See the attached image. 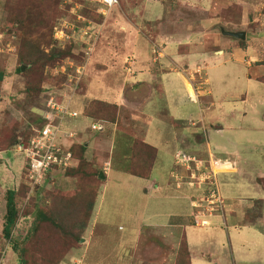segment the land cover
<instances>
[{"label": "rangeland", "instance_id": "rangeland-1", "mask_svg": "<svg viewBox=\"0 0 264 264\" xmlns=\"http://www.w3.org/2000/svg\"><path fill=\"white\" fill-rule=\"evenodd\" d=\"M180 1L171 0L174 5L171 6L168 0H120V6L113 10V16L109 18L111 20L107 29L114 27L112 21L115 18L117 23L121 19L140 20L154 13H160L158 15L163 18L164 10H172L176 16L180 14L183 18L216 20L212 24L213 29L217 24L216 29L207 47L225 51V57L218 54L211 57L206 53L205 59L201 62L197 60L190 68L195 72L201 67L210 82L208 90L211 93H206L199 102H192L194 92L188 86L191 97L181 93L178 115L185 120L191 115L197 120L196 132L202 133L206 125L210 129L211 124L215 127L223 124L225 136L233 144L219 151L223 157H229L232 162L237 161L235 166L232 164L236 174H219L226 172L230 166L227 164L221 168L217 159L208 161L209 164L198 159L196 153H200V150L204 152L200 154L201 157L208 154L205 139L199 145L200 150L196 149V153H193L196 156L191 157L184 151L186 142L192 138L187 139V136L192 134L187 132L190 128L184 124L188 122L181 121L177 129L178 140L166 126L153 128L152 134H149L152 137L148 136L147 142L157 148V156L161 158L160 163L154 162L153 177L144 181L131 177L135 166L141 170L138 165L141 156H151V151L139 147L136 151V141L144 142L138 138H143L142 131L147 128L148 118L165 114V111L160 113L164 103L157 99L153 108H146L148 102L145 98H136L129 103L127 99L122 103L123 106L120 105L117 98L123 85L122 69L109 68V74H106L107 70L95 68L97 63L104 64L98 52L102 49L107 53L103 48L105 38L101 26L105 17L98 12L99 0H46L50 11L48 14L43 12L40 20H35L38 15L34 16L36 25L30 27L31 36H21L25 30L12 18L18 7L33 2L32 5L37 6L40 3L35 0H0V76H3L0 81V264H162L167 261L163 259L171 262L169 255L174 253V263L177 264L184 232L187 233L195 264H260L261 259H264V235L255 233L251 228L244 229L245 233L233 230L227 210H231V205V211L245 216L249 213L247 219H251V222L257 218L263 220L257 225L264 228V0ZM150 8L156 10L151 11ZM132 12L135 17H131ZM221 29L245 32L247 37L243 41L229 39L222 34ZM86 30L88 34H85ZM98 39L97 50L90 55L88 48ZM231 41L237 45H241V41L251 44L248 52L254 67L250 75L259 77V81L258 78L245 81L244 76L239 77L242 68L247 66L243 63L238 65L236 60L241 58L230 55L227 44ZM57 51L69 53L70 57L56 62L55 66L46 67L43 75L39 72L42 69L39 63L37 69L30 63L35 58H42L40 63L44 64L48 60L42 54L53 55ZM120 53L115 59L116 65L123 61ZM102 59L104 62L110 61L109 57ZM259 59L262 62L257 64ZM85 65L89 66V86L84 81ZM183 65L179 63V69L174 74L182 83L185 81L181 72ZM19 68H23L21 72H18ZM199 78L196 75L191 80L202 91ZM85 85L92 92L85 94ZM37 88L39 91L32 95ZM106 90L105 99H109L110 103H104L110 106L114 105L111 103H117L121 110L118 107L115 120L109 116L104 121L107 124L105 128L100 121H94L99 120L97 118L81 117L80 128L79 121L71 122L69 116L63 120L54 112L46 114L49 102L61 100L70 103L71 111L83 116V107H75L74 100L86 101V110L96 101L89 99L95 97L96 92ZM232 109L234 117L231 116ZM111 111L102 114L111 115ZM45 115L50 119L45 121ZM50 120L53 126L60 124L67 137L63 148L85 146L83 157L89 167H80L77 152L78 160L72 162L71 168L53 171L39 184L31 183L26 174L29 171L25 167L27 159L19 148L24 145L11 146V137H20L19 142L22 140V143L31 137L33 139ZM96 122L101 124V130H92ZM128 124L126 129L122 128ZM150 124L154 126L156 123ZM75 134L78 136L70 137ZM199 140L201 138L196 139L195 143ZM220 141H223V134L213 133L209 142L214 145ZM177 152L187 153L184 154L185 159L180 161V166L190 163L200 168L201 177L196 174L195 178H189L188 181H193L196 186L205 183L204 187H199L202 188L201 195L195 191L199 198H193L202 204L201 209L195 208L203 210L204 218L209 220L208 227L197 226L195 216L191 214L189 225L181 229L167 227L170 216L191 211L189 200L183 195L187 193L191 196L194 193L186 187L182 191L174 190L173 193L176 191L179 196L164 193L166 185L162 182L166 178L163 177V169L170 170L172 164V168L178 167L174 160ZM184 174H188L186 170ZM257 178H262L259 185L256 184ZM154 183L161 184V188L158 189ZM9 190L16 191L18 219L11 238L6 239L3 228ZM216 190L225 205L223 209L219 205L215 206L217 211L212 212L207 210L208 202L215 200L212 194ZM82 199L85 206H90L89 214L79 221L81 226L78 233H67L69 226L65 228L61 218L65 215L69 224L72 215L67 207ZM257 200L259 202L252 209V204ZM210 213H213L212 217ZM232 221L236 225L238 219L233 218ZM177 239L181 241L175 250Z\"/></svg>", "mask_w": 264, "mask_h": 264}, {"label": "crops", "instance_id": "crops-1", "mask_svg": "<svg viewBox=\"0 0 264 264\" xmlns=\"http://www.w3.org/2000/svg\"><path fill=\"white\" fill-rule=\"evenodd\" d=\"M169 4L171 6L172 3L170 2L171 0H168ZM193 2H196L197 0H192ZM164 2V1H163ZM167 2V0H166ZM181 3V1L179 0ZM154 3V2H153ZM157 4H159L157 2ZM163 3L160 2L159 5H162ZM120 6V5H119ZM118 7V6H117ZM116 7L110 10L108 16L105 17V22L101 25L102 26V31H103V37L105 40H103V48L107 50V53L104 52L102 49L98 52V56L104 57H109L110 61H105L101 58L100 61L104 64H95L96 69H103L107 70L105 73L109 74L108 69H122V78H123V85L121 90H119V95L117 100L120 101V105L123 106L122 103H124L125 100L128 99V102L133 100V99H143L145 98V101L148 103L145 104L146 108H153L155 105L154 103L157 102V99L162 101L164 104L160 108V113L165 111V114L161 115L158 114L157 116L153 118H148L146 120L147 123V128L146 130L142 131L144 133L143 138H138L143 140L145 143L149 144L147 142L149 134H152L153 128H162L164 126L167 127V129L171 130L174 135L177 137V129L180 128L181 126V121H186L187 123H184L185 126L189 127L190 129H187V132L189 134H192V136L188 135L187 139L191 138V140L186 142V147L184 151H187L190 156L193 155V153H196V149L200 150L199 145L203 142V140L207 143L206 151H208V154H205L204 156L201 157L200 154H204L202 150H200V153L197 152L198 154V159L200 161H211L214 159L218 160L217 162L219 163L220 167L222 168L223 165L230 166L232 171L230 170L229 167H227L226 172H221L219 174H236L235 172V165L237 161L232 162L229 160V157H223V153L219 151L220 149L226 150L229 146H231L233 143L229 140V137L226 138L225 136V129L223 127V124H219L218 127H215L214 124L210 125V129L203 127L202 128V133L206 132V134L201 135V132H196L194 129L197 126L198 121L195 120L191 115L189 119H181L178 114H180L178 107H180L178 103V98L181 96V93H188V86H191L194 96L191 97L192 102H199L202 97L207 93L210 94L211 92L208 90V87L210 86V82L208 80V77L206 74H203V70L201 67H198L197 71L192 72L190 70L191 66L195 65V62L197 60L202 61V59H205L206 53H209L210 56L212 57L213 55H223L225 57V51L223 50H218L217 48H208L207 44L211 41L212 37V32L216 29V25H214L215 29H213L212 24L215 23V19H190V18H183L180 14L172 13V10H164V15L163 18H161L158 14L160 13H154L150 16H144L143 18L139 19H125V20H120L118 23L115 22L116 18L113 19V28L112 29H107L108 27V22L111 20L109 19L112 15V13L115 11ZM114 10V11H113ZM151 11H155L156 8H150ZM131 17H135V13H131ZM109 19V20H108ZM107 25V26H106ZM107 29V30H106ZM222 34L223 31L228 32L224 29H221ZM231 32V31H229ZM208 33V35H206ZM121 36H124L123 38ZM225 37L231 39L232 37H229L225 35ZM247 37V35H246ZM207 38V39H206ZM234 39V38H233ZM100 39H98L95 43H93V48L91 49L90 55L96 52L97 47L99 45ZM251 44H245V47H241V45L234 44L233 41L229 42L227 44V48L231 52V56L236 58L238 56L241 59L236 60L237 64L240 65L239 63H243L244 65L247 66L242 68L239 77H245V81L255 78L254 76H251V69L254 67L253 63L251 62L250 58V46ZM122 53L123 56V61L120 62V64L116 65V60L117 57L119 56V53ZM240 52V53H239ZM258 53V51L256 50ZM120 53V54H121ZM100 58V57H98ZM248 58V59H247ZM243 61V62H242ZM257 64L262 62V59H259L256 61ZM179 63L184 64L182 67L181 72L184 75V82H180V80L174 76V74L178 71L179 69ZM86 66V65H85ZM202 66V65H200ZM88 68L89 66H86V71H85V79L84 81L85 84L87 83L88 86L91 82V79L88 77ZM207 69V66H205ZM244 72V75L243 73ZM199 76L201 80V88H203L202 91H200L199 87H195L191 79L195 78V76ZM203 75V77H202ZM259 81V77H256L255 79ZM128 86V88L125 87ZM88 86L85 85V94L87 92H92ZM110 89V88H109ZM184 91V92H183ZM107 90L105 92L98 91L96 92L95 97H91L89 100H96V101H102V102H109V99H105V96L107 95ZM240 95V94H239ZM128 97V98H127ZM116 100V99H115ZM85 104L86 101H80L78 102L77 100H74V106L75 107H83V111H85ZM114 105H117L120 109V105L117 103H111ZM213 106V102L211 103ZM65 106H68L69 111L72 113H75L76 116L74 118H70L71 122L72 121H79L78 124L81 128L82 126V120L81 117H86V116H79L74 111H71L70 109V103H64ZM210 110V108H208ZM235 112H233V109L231 111V116L234 115ZM239 116V115H235ZM234 117V116H233ZM244 117V116H243ZM88 118V117H86ZM90 119V118H89ZM139 117L136 118L138 120ZM81 120V121H80ZM103 122V121H102ZM150 122H155L156 124L153 126L150 124ZM104 128L106 127L107 124L102 123ZM206 124V123H205ZM129 126H122L123 129H126V127ZM161 126V127H160ZM103 128V129H104ZM105 130V129H104ZM78 131V130H77ZM104 132V131H103ZM182 132V131H181ZM201 133V134H200ZM215 133L216 135L223 134V141H220L219 143H215L214 145H211L209 141H211L212 134ZM78 136V134H76ZM198 138H201V141L198 143H195V140ZM197 142V141H196ZM150 146L156 148L155 146L149 144ZM157 150V148H156ZM216 151L217 153L213 152ZM158 151V150H157ZM191 152V153H190ZM207 153V152H206ZM187 153L183 152L181 153H176L174 160L176 165L179 167L177 168H172L173 164L171 165V169H163L164 174L163 177L166 178L165 181L163 180V185H166V188L164 189V193L166 194H174L176 196L177 192L176 191H182L184 190V187L188 188L191 190V192H194L190 195L185 193L183 195L185 198L189 200V204L191 207V211L187 212L186 214L181 213L179 216L172 215L170 216V221L167 224V227H176V228H183L186 225L190 224V214L191 216H197V213L199 209H197V213L195 215L196 208L194 205L198 204L199 201H196L195 198L197 195L195 194V191L197 190L199 192L198 195L202 194L201 189L199 187H204L205 183H199L197 186L195 185L193 181H188L191 178H195L196 174H201L200 168L197 166H194V164H188V166H180L181 163L180 161L182 159H185V155ZM221 154V155H220ZM158 155V152H157ZM156 155V163H160L161 158H158ZM208 155V156H207ZM184 158H183V157ZM193 156H196L195 154ZM223 157L221 159V157ZM227 156V155H225ZM206 158V159H204ZM211 163V162H210ZM209 164V162H208ZM232 164L234 166H232ZM184 170L187 171V175L184 174ZM113 171V170H112ZM111 171V172H112ZM224 171V170H223ZM110 172V173H111ZM218 173L215 175V178L217 179V176L219 175ZM159 175V174H158ZM177 176V178H175ZM179 176V178H178ZM190 176V177H189ZM131 177H135L131 175ZM153 177V174H151V177ZM159 177L162 179V175H159ZM201 177V175H200ZM141 180H146L142 179L139 177H136ZM190 178V179H189ZM174 179V180H173ZM262 178H257L256 184H260L259 180L261 181ZM149 180V179H147ZM182 182H179V181ZM217 181V180H216ZM188 182V183H187ZM154 186H156L158 189L161 188V184H156L154 183ZM164 188V187H163ZM175 191V193H173ZM186 190V189H185ZM148 192V190L146 191ZM204 193V192H203ZM193 198V199H192ZM197 198H199L197 196ZM263 201V200H260ZM259 202L257 200L254 204H252V209L254 205ZM231 210L232 206L230 205ZM228 215H229V220L231 221V228L233 230L237 229L243 233L244 229L246 228H251L252 231L258 234H263L264 235V228L262 225L258 226L257 223L261 222L263 220H258V218L255 220V222H251V219L248 220V214L242 215V213L237 212V211H231L227 208ZM235 210V209H234ZM200 212V211H199ZM226 213V210H225ZM263 216V214H262ZM233 218H237L238 221L236 222L237 224L232 221ZM194 219V221H195ZM263 219V218H262ZM189 222V223H188ZM188 223V224H187ZM250 225V226H248ZM166 227V226H165ZM208 227V226H205ZM238 231V232H239ZM245 233V232H244ZM187 240V244L189 247V253L191 256V264H195V259L191 255L190 251V246L188 243V237L187 233H183ZM182 236V237H183ZM181 239H177V242L175 243V250L178 249L179 247V242ZM228 241L231 242V239L228 238ZM176 252V251H175ZM175 254V255H174ZM171 256V262L169 259H163L167 260L166 262H162V264H175V256L176 253H174ZM260 260V259H259ZM264 264V259H261V263Z\"/></svg>", "mask_w": 264, "mask_h": 264}, {"label": "trees", "instance_id": "trees-1", "mask_svg": "<svg viewBox=\"0 0 264 264\" xmlns=\"http://www.w3.org/2000/svg\"><path fill=\"white\" fill-rule=\"evenodd\" d=\"M35 1L40 3V4H38L36 6V5H32L35 2H33L32 4L28 3L27 5L18 7L14 12L15 17L12 18V20L14 22L18 23L20 25L21 29L25 30V31L21 32V34H20L21 36H27V35L31 36V33H30L31 28H33L36 25V23L34 21L40 20V15L42 16L43 12H44V14H48L50 11L49 7L46 6V0H35ZM55 1H57V0H55ZM21 14L24 15L23 19H21ZM35 15H38V17H37V19L34 20ZM241 47H243V48L245 47V43L242 41H241ZM42 56L44 59L48 60L44 64L40 63L42 61V58H37V59L35 58L30 63H32V65L36 69L38 68V63H39V68L42 67V69L39 72L43 75L46 67L55 66L54 64L56 62H60L64 59H66L67 57H70V54L66 53V52L57 51L53 55L52 54H49V55H46V54L43 55L42 54ZM21 71H22V68H19L18 72H21ZM37 73H38V71H37ZM2 80H3V76H0V81H2ZM38 91H39V88H37V91L35 93H33L32 95H35ZM32 95L29 94V96H32ZM59 102H61V100H59ZM109 111H111V115L110 114H108V115L102 114V113H106ZM117 114H118V106L117 105L110 106L109 104H106L104 102H99V101L92 102L90 107L87 108L84 112V115L86 117H89L92 119L97 118L99 120H94V121H103V122L108 120L109 116L111 117V120H115L117 118ZM31 138H29L27 141H23V143H24L23 144L22 140H21V142H19L20 137H14L12 135L11 146L17 147L19 145H24L26 147L30 143ZM138 147L142 150L144 149L145 151L146 150L151 151V156H150V158L149 157L147 158L145 156V154H143V158L141 156L140 161L138 163V165H140L139 167H141V170L139 171V168H136L137 166H135L133 168L131 175H133L135 177L142 178V179H149L151 176L153 167L155 165L154 162L156 160V155H157L156 148L150 146L149 144H147L145 142H141V141L137 140L136 144H135L136 151H137ZM136 151H135V155H137ZM77 152L79 153L78 157L80 160V167L81 168L87 167L88 166V164L86 162L87 160H85L83 157L85 155V146L80 145V146H77L76 148H75V146H73L72 153H73V157L75 160H78V157L76 154ZM191 157H189V158H191ZM25 164H26L25 167L27 168V170H29L30 169L29 160H26ZM51 172L52 171H50L47 174V176ZM26 174L28 176L27 171H26ZM47 176H46V178H47ZM6 200H7V214L5 216L3 235L6 239H10L11 235H12L13 228L15 227L17 219H18V209H17V204H16V191L15 190H9L7 192V199ZM80 204H81V207H80ZM67 209H68L69 213H71V215H72L71 219L69 221V224H68V221H67V218L65 215L62 216L61 220L63 221V225L65 226V228H67L69 226V230L67 233H72L75 235L76 232L78 233V229L81 226L79 221L82 218H85L84 217L85 215L89 214L90 206H85V201H84V199H82V200H79L78 203H75L73 206H68ZM179 250L180 251L178 253L176 263L177 264H191V256L189 253L188 244H187V240H186L185 236L182 237V242H181V246H180Z\"/></svg>", "mask_w": 264, "mask_h": 264}, {"label": "built area", "instance_id": "built-area-1", "mask_svg": "<svg viewBox=\"0 0 264 264\" xmlns=\"http://www.w3.org/2000/svg\"><path fill=\"white\" fill-rule=\"evenodd\" d=\"M100 9L99 14L106 17L108 16L111 9L119 6L120 0H99ZM85 34H88V30L85 31ZM93 48V44L88 49L91 51ZM50 112H54V114L60 115L63 117V120L66 117L74 118L76 116L75 113L69 111L68 106H65L63 102H49L48 111L46 114L48 115ZM45 115L44 120L50 119L49 116ZM52 120V119H51ZM48 121V124L41 128L39 134L35 135L37 137H33L31 139L28 146H19L21 152L25 155L26 159L29 160L30 169L28 171V179L31 183L39 184L46 180V176L50 171L56 170H66L72 167V162L75 160L73 157L72 149L63 148V144L65 143V139L61 125L58 124L57 127L52 125V122ZM102 123V121H100ZM100 125V126H99ZM102 126L100 123L96 122L92 125V130L98 131L101 130ZM76 136H70L74 138ZM69 138V137H68ZM71 138V139H72ZM38 139L37 142L35 140ZM30 151V154L28 153ZM207 178H211L206 176ZM216 185V181L214 182ZM214 201L208 202L209 207L207 210L212 212H216L217 208L215 206L219 205L220 209L224 208V201L219 195L218 191H213L212 194ZM194 207L202 208V204L198 203L194 205ZM196 208V209H198ZM196 216V225L197 226H207L208 219H205V214H203V210H200ZM213 213H210V217H212ZM202 217L201 220L199 218ZM208 220V221H207Z\"/></svg>", "mask_w": 264, "mask_h": 264}, {"label": "water", "instance_id": "water-1", "mask_svg": "<svg viewBox=\"0 0 264 264\" xmlns=\"http://www.w3.org/2000/svg\"><path fill=\"white\" fill-rule=\"evenodd\" d=\"M224 35H227L229 37L235 38V39H240V40H245L246 39V33L245 32H225L223 31ZM23 69V68H22ZM101 177L103 178V174H101Z\"/></svg>", "mask_w": 264, "mask_h": 264}, {"label": "clouds", "instance_id": "clouds-1", "mask_svg": "<svg viewBox=\"0 0 264 264\" xmlns=\"http://www.w3.org/2000/svg\"><path fill=\"white\" fill-rule=\"evenodd\" d=\"M102 123H104V122H102Z\"/></svg>", "mask_w": 264, "mask_h": 264}]
</instances>
